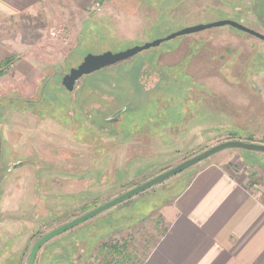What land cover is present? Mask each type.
Masks as SVG:
<instances>
[{
	"label": "rangeland",
	"instance_id": "374dc122",
	"mask_svg": "<svg viewBox=\"0 0 264 264\" xmlns=\"http://www.w3.org/2000/svg\"><path fill=\"white\" fill-rule=\"evenodd\" d=\"M7 19L0 264H27L47 232L219 143L264 140V40L230 25L164 41L83 76L73 91L62 84L88 53L124 51L186 26L231 19L264 34V0H48ZM249 152L226 149L50 242L72 250L74 264H141L166 230L162 207L205 165L229 159L253 184L264 180V156ZM49 243L35 264L51 263Z\"/></svg>",
	"mask_w": 264,
	"mask_h": 264
},
{
	"label": "crops",
	"instance_id": "0c3cea01",
	"mask_svg": "<svg viewBox=\"0 0 264 264\" xmlns=\"http://www.w3.org/2000/svg\"><path fill=\"white\" fill-rule=\"evenodd\" d=\"M47 1L0 0V18L37 13ZM10 50L0 45V64ZM230 161L205 165L162 207L166 230L142 264H264V194L257 189L264 180L253 184Z\"/></svg>",
	"mask_w": 264,
	"mask_h": 264
},
{
	"label": "water",
	"instance_id": "95a60500",
	"mask_svg": "<svg viewBox=\"0 0 264 264\" xmlns=\"http://www.w3.org/2000/svg\"><path fill=\"white\" fill-rule=\"evenodd\" d=\"M230 25L232 27H235L241 31L247 32L249 34H252L262 40H264V34L255 31L254 29H251L241 23H238L231 19H223L218 20L212 23L208 24H195L192 26H186L182 28L181 30L167 36L163 39H157L152 42L145 43L143 45L134 46L132 48H129L124 51L114 52V51H105L102 53L94 54V53H88L82 62L75 66L70 68L69 72L65 73L62 78V84L65 86V88L68 91H73L76 87L77 81L81 79L85 75L92 74L94 72H97L103 68H106L108 66L114 65L116 63L122 62L136 54H138L141 51L147 50L151 47L159 46L163 41L170 40L176 37H180L187 34H193L200 31H204L207 29H211L213 27H219V26H225ZM231 148H239V149H246V150H253V151H261L264 152V144H257V143H250L245 142L241 140H229L222 143H219L205 151H203L200 154H197L193 156L190 159H187L183 161L182 163L160 173L154 176L153 178L145 181L144 183L126 191L125 193L113 198L112 200L101 204L100 206H97L96 208L88 211L87 213L74 218L59 227H56L52 229L51 231L44 234L39 240L36 241L35 245L33 246L28 262L27 264H35L37 255L39 251L42 249V247L47 244L49 241L54 239L55 237L68 232L69 230L81 225L84 222H87L88 220L96 217L97 215L103 213L104 211H107L118 204L127 201L140 193L146 191L147 189L169 179L172 176H175L186 169L208 159L209 157L223 151L226 149ZM21 165L20 163H17L15 166Z\"/></svg>",
	"mask_w": 264,
	"mask_h": 264
},
{
	"label": "trees",
	"instance_id": "16d2710c",
	"mask_svg": "<svg viewBox=\"0 0 264 264\" xmlns=\"http://www.w3.org/2000/svg\"><path fill=\"white\" fill-rule=\"evenodd\" d=\"M12 59L11 58H9L8 59V62H10ZM234 135H237L236 133L234 134ZM236 137V136H235ZM185 189V188H184ZM183 189V190H184ZM72 230V229H71ZM79 231V230H78ZM52 241V240H51ZM49 243V242H48ZM52 245L49 249H48V251H49V255H51L52 256V261H51V263L50 264H60V263H67V264H74V260H72V258H73V251L71 250V251H69L68 253H67V250L65 251V248L63 247V249H61V250H63L64 252H57V250H58V244H57V242L55 241H53V242H50L48 245ZM46 245V244H45ZM104 246H106L107 247V244H105ZM113 249H116V250H119L118 248H117V246H111ZM67 248V247H66ZM75 248V247H74ZM86 248H89V243H87L86 244ZM68 250H69V248H67ZM120 251V250H119ZM65 256V257H64ZM49 256H47L46 258H48ZM142 264V263H141Z\"/></svg>",
	"mask_w": 264,
	"mask_h": 264
},
{
	"label": "flooded vegetation",
	"instance_id": "af4514ba",
	"mask_svg": "<svg viewBox=\"0 0 264 264\" xmlns=\"http://www.w3.org/2000/svg\"><path fill=\"white\" fill-rule=\"evenodd\" d=\"M248 27V26H247ZM250 28V27H249ZM251 29H253V28H251ZM255 31H257V30H255ZM244 32V31H243ZM257 32H259V31H257ZM175 33V32H174ZM245 33H247V32H245ZM261 33V32H260ZM171 34H173V33H171ZM171 34H169V35H171ZM249 34V33H248ZM263 34V33H262ZM168 35V36H169ZM187 35H189V34H187ZM250 35H252V34H250ZM183 36H186V35H183ZM183 36H180V37H183ZM254 36V35H253ZM167 37V36H166ZM165 37V38H166ZM256 37V36H255ZM176 38H178V37H176ZM176 38H173V39H176ZM258 38V37H257ZM161 39H163V38H161ZM260 39V38H259ZM170 40H172V39H170ZM262 40V39H261ZM165 41H168V40H165ZM164 42V41H163ZM162 42V43H163ZM161 43V44H162ZM160 44V45H161ZM150 49V48H149ZM103 112H105V111H103ZM241 138H243V137H241ZM246 140H248V141H246V140H243V139H235V140H241V141H245V142H250V143H257V144H264V140H261V141H254V139H253V136H248V137H246L245 138ZM239 149V148H238ZM244 152H245V155H246V158L247 159H249V156H248V153H251V152H249V151H253V150H246V149H242ZM248 152V153H247ZM255 152H259L262 156H264V152H261V151H255ZM256 160H258V159H254V161H253V166H255L256 164H257V162H256ZM259 161V160H258ZM17 164V163H16ZM15 164V165H16ZM50 242V241H49ZM36 260H37V258H36ZM28 262V261H27ZM35 263H36V261H35Z\"/></svg>",
	"mask_w": 264,
	"mask_h": 264
}]
</instances>
